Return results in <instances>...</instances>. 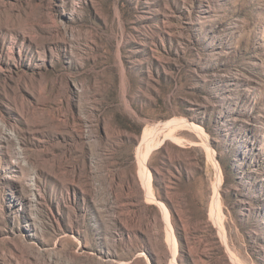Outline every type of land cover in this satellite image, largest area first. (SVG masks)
Here are the masks:
<instances>
[{
	"label": "rangeland",
	"instance_id": "obj_1",
	"mask_svg": "<svg viewBox=\"0 0 264 264\" xmlns=\"http://www.w3.org/2000/svg\"><path fill=\"white\" fill-rule=\"evenodd\" d=\"M0 264H264V0H0Z\"/></svg>",
	"mask_w": 264,
	"mask_h": 264
},
{
	"label": "bare ground",
	"instance_id": "obj_2",
	"mask_svg": "<svg viewBox=\"0 0 264 264\" xmlns=\"http://www.w3.org/2000/svg\"><path fill=\"white\" fill-rule=\"evenodd\" d=\"M181 124V123H180ZM176 126H177V124H176ZM174 127H175V124H174ZM170 128V127H169ZM172 129H173V127H171ZM171 128L169 129V131L168 132H166L164 135H167V133H169V132H171ZM149 141V140H148ZM150 149H151V147L149 146V144H148V146L146 147V149H145V152H143V153H141L140 155H139V159H140V161L142 162V164L145 166V158L147 157V155H148V153H149V151H150ZM149 176V172H148V170H147V177ZM145 180V179H144ZM146 182V181H145ZM144 185L146 186V183H144ZM146 190V189H145ZM147 191V190H146ZM149 191V190H148ZM148 196H150V195H148ZM217 199H218V197H217V190H215V193H214V195H213V198H212V203H211V212H215V209L216 208H218L217 206H218V202H217ZM164 212V211H163ZM168 238L166 239L167 241H168V245L170 246V249H171V251L173 252L174 251V249H175V241H174V238H173V236H172V233H171V231H169V233H168V236H167ZM174 262V261H173Z\"/></svg>",
	"mask_w": 264,
	"mask_h": 264
}]
</instances>
